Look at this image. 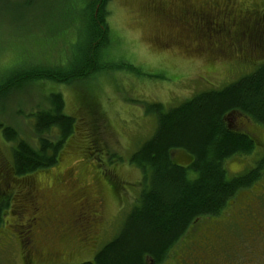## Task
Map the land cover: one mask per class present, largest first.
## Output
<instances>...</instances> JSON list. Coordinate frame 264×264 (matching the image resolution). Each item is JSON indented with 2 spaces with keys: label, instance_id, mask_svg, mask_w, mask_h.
Wrapping results in <instances>:
<instances>
[{
  "label": "rangeland",
  "instance_id": "rangeland-1",
  "mask_svg": "<svg viewBox=\"0 0 264 264\" xmlns=\"http://www.w3.org/2000/svg\"><path fill=\"white\" fill-rule=\"evenodd\" d=\"M159 1L162 6L169 4V0L107 2L106 22L112 41L106 47L109 57L104 60L112 67L101 71L91 82H80L74 87H53L63 97L64 113L74 117L75 131L65 142L59 163L45 171L48 175L37 173L34 177L45 188L46 197L52 206H56V212H62L64 216L68 209L63 201L69 193L76 192L79 196L82 192H88L95 197L93 193L100 189L103 208L99 226L107 230L91 247H74L68 250L64 254L65 260L58 264L93 261L94 254L119 236L124 228L131 208L137 203L145 187L140 184V171L131 167L128 159L153 135L156 118L146 113L149 104H161L164 110L177 107L198 94L222 90L243 76L254 73L264 64V53L251 54L248 49L245 51L247 47L242 44L246 39L240 40L237 47L233 42L231 45L228 43L222 54L215 53L213 56L212 46L215 40L203 36L198 16L179 10V3L175 1L173 5H169L171 21L167 23L162 19L161 13L149 10L151 3ZM195 1L202 0H193ZM245 1L249 2L237 0L244 5ZM253 1L256 7L263 5V0ZM85 7V0H1L0 66L10 65L15 57L20 56V51L13 52L10 49L12 46L31 39L41 42V48H35L30 42L26 44L32 53H39V61L44 57L57 58L58 53L64 52L65 46L67 56L71 54L81 35L80 20L86 15ZM240 10L242 12V8ZM240 10L238 13L243 19L244 15ZM202 18L208 24L213 22L206 20L203 15ZM53 33L56 34L55 37ZM172 36H175L174 42L178 45L167 41ZM204 40L207 42L203 43ZM196 45L203 49L205 47L206 51L193 52ZM226 46L227 43H224L223 47ZM250 48L252 46L249 45ZM236 58L239 64L233 60ZM75 89L76 95H84L79 98L82 107L75 104ZM47 90L49 89L45 85L23 88L17 95L9 91L0 99V163L11 161L12 144L3 139V127L7 124L17 128L21 138L32 143L35 136L32 132L33 119L29 114L43 104V96ZM92 95L95 100L93 107L88 104ZM94 109L97 132L89 131L87 126L90 121L94 122L88 112ZM87 149L88 159L85 157ZM247 162L248 159L241 156L227 161L224 168L228 178L241 175ZM112 167L116 168L121 179L116 196L107 193V186L99 175L101 170ZM79 173L87 175L80 177ZM23 203L28 209L27 201ZM259 219L260 230H264V218ZM18 220L19 216L14 215L11 210L2 218L0 264H22L20 251L15 243L17 236L22 235ZM247 229L248 222L238 220L233 231L226 236L228 249L224 256L229 264H264V237L255 231L247 232ZM211 242L215 247H208L205 252L199 251L202 259L209 260L215 256L218 258L217 254L222 255L220 252H223L221 248L224 246L217 244L221 242L220 239L212 237ZM180 257L185 259L186 256L176 253L171 263L177 264L175 260Z\"/></svg>",
  "mask_w": 264,
  "mask_h": 264
},
{
  "label": "trees",
  "instance_id": "trees-1",
  "mask_svg": "<svg viewBox=\"0 0 264 264\" xmlns=\"http://www.w3.org/2000/svg\"><path fill=\"white\" fill-rule=\"evenodd\" d=\"M85 1L81 35L69 57L65 46L57 58L44 57L39 61V53H32L26 46L30 42L41 48L40 40L33 38L12 46L10 49L20 51V56L12 64L0 66V99L9 91L17 95L23 88L45 85L49 89L44 93L43 104L29 114L35 136L32 143L21 138L18 129L11 125L2 129L3 139L12 144L13 174L20 183L28 176L45 174L58 164L65 142L75 131V119L64 113L63 97L53 87L91 82L101 71L112 67L104 60L109 57L106 47L112 41L105 10L110 0ZM76 92L75 89V104L82 107L79 98L84 95ZM90 98L88 104L93 107V95ZM88 112L94 120L88 129L97 132L96 111ZM146 112L155 115L156 132L129 158V163L141 171L145 187L119 236L97 252L93 261L82 264L173 261L176 253L183 256L187 252L190 229L197 221L217 216L258 179L257 170L245 177L228 179L225 161L249 153L252 146L244 137L229 132L223 119L229 113L243 115L264 126V65L222 90L198 94L166 112L161 105L151 104ZM2 211L4 207H0V226Z\"/></svg>",
  "mask_w": 264,
  "mask_h": 264
},
{
  "label": "flooded vegetation",
  "instance_id": "flooded-vegetation-1",
  "mask_svg": "<svg viewBox=\"0 0 264 264\" xmlns=\"http://www.w3.org/2000/svg\"><path fill=\"white\" fill-rule=\"evenodd\" d=\"M175 1L179 3V10L184 8L185 12H192L199 17L200 22L214 26L213 32L218 31L221 34L213 44V56L215 53L222 54L227 49L228 43L231 45L233 42L237 47L244 38L249 42L245 51L248 49L251 54L264 53V0L263 5L257 7L253 5L255 3L253 0L245 1V5L237 0H202L199 3L193 0H169V4L164 6L161 1L153 2L149 10L161 13L162 19L169 23L171 21L169 5H173ZM238 9L244 15L243 19ZM203 14L206 20L213 22L209 24L204 22ZM174 40L175 36H172L167 41L178 45ZM224 43H227L226 47H223ZM249 44L252 49H249ZM196 50V47H193L192 51ZM233 60L239 64L237 58ZM223 122L229 132L244 137L252 146L249 153L241 155L244 159H248V162L238 177H245L257 170L258 179L244 189L240 197L236 195L217 216L196 222L194 229H190L192 237L186 242L188 244L186 255L183 252L186 257L175 260L177 264H229L224 256L228 249L226 236L233 231L234 224L236 225L238 220L248 222L247 232L255 231L264 237V230H260L259 219L264 218V126L256 125L247 117L236 118L234 122L223 119ZM86 153L85 157L88 159V149ZM130 166L132 167V164ZM79 174L80 177L87 175ZM99 175L107 186V193L116 196L121 180L116 168H105ZM38 180L36 177L28 176L20 183L18 177L13 174L11 161L0 163V207H4L2 218L8 210L19 216L18 227L22 235L17 236L15 243L20 251L22 264H58L65 260L64 254L68 250L74 247H91L107 231L99 226L102 222V194L100 189L93 193L95 197L88 192H82L79 196L76 192L69 193L67 199L63 201L68 209V213L64 216L62 212H56V206H52L46 197L45 188L38 184ZM24 201H27L28 209L23 205ZM212 237L220 239L221 242L217 244L224 246L221 248L223 252H220L222 255L217 254L218 258L215 256L209 260L202 259L199 251L205 252L208 247H215L211 242ZM171 262L169 261V264Z\"/></svg>",
  "mask_w": 264,
  "mask_h": 264
},
{
  "label": "water",
  "instance_id": "water-1",
  "mask_svg": "<svg viewBox=\"0 0 264 264\" xmlns=\"http://www.w3.org/2000/svg\"><path fill=\"white\" fill-rule=\"evenodd\" d=\"M232 116H233V114H228V117H230V118H231Z\"/></svg>",
  "mask_w": 264,
  "mask_h": 264
}]
</instances>
